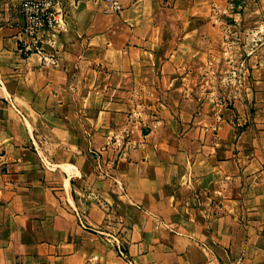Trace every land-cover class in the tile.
Segmentation results:
<instances>
[{
    "label": "crops",
    "instance_id": "1",
    "mask_svg": "<svg viewBox=\"0 0 264 264\" xmlns=\"http://www.w3.org/2000/svg\"><path fill=\"white\" fill-rule=\"evenodd\" d=\"M23 1L0 0V264H264V52L229 103L203 89L264 0H63L34 39Z\"/></svg>",
    "mask_w": 264,
    "mask_h": 264
},
{
    "label": "rangeland",
    "instance_id": "2",
    "mask_svg": "<svg viewBox=\"0 0 264 264\" xmlns=\"http://www.w3.org/2000/svg\"><path fill=\"white\" fill-rule=\"evenodd\" d=\"M263 13L261 10V17H245L241 21H236L235 17H225L223 28L231 33H227L228 37L222 38L223 49L217 58L216 69L212 72L208 71L210 85L203 88L214 92L219 101L226 100L229 103L228 97L245 88L240 84L241 77L245 76L244 68L247 66L243 62L248 61L250 53L264 52ZM200 75L207 76L203 72Z\"/></svg>",
    "mask_w": 264,
    "mask_h": 264
},
{
    "label": "built area",
    "instance_id": "3",
    "mask_svg": "<svg viewBox=\"0 0 264 264\" xmlns=\"http://www.w3.org/2000/svg\"><path fill=\"white\" fill-rule=\"evenodd\" d=\"M113 3L115 9H120L119 0H107ZM23 15L22 34L36 38L41 32L53 28H63L66 24L63 0H25L21 4ZM237 73L236 71H234ZM118 253L127 257L120 241H117Z\"/></svg>",
    "mask_w": 264,
    "mask_h": 264
}]
</instances>
